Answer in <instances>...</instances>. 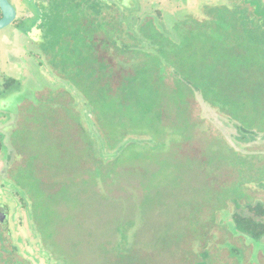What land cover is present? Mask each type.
<instances>
[{
    "label": "rangeland",
    "instance_id": "1",
    "mask_svg": "<svg viewBox=\"0 0 264 264\" xmlns=\"http://www.w3.org/2000/svg\"><path fill=\"white\" fill-rule=\"evenodd\" d=\"M30 1L9 0L16 19L0 31V140L8 148L7 152L3 147L0 150V206L8 211L6 224H0V264H196L204 252L208 254L207 264H264V247L234 235L230 220L235 211L233 200L241 205L264 204V61L259 56L252 58V68L260 74L256 96L245 94L252 86L242 73L246 70L231 69L226 72L224 84L231 83L236 88L227 96L192 92L193 104L181 111L179 108L183 109L188 100H181L176 92V23L203 20L208 8L232 7L238 1L98 0L114 8L118 21L115 25L121 31L134 34L142 26L146 32L157 31L173 43L147 50L157 58V73L171 86L168 94L155 101L168 113L173 112L181 123L176 125L177 143L183 140L184 145L193 144L197 154L203 149L205 152L196 160L161 158L165 167L156 176L153 166H147L148 173L143 176L137 170L113 173L111 188L97 185L91 190L79 172L67 179L79 166L80 126L93 139L100 159L110 166L116 163L114 150L106 144L92 116V109L100 108L95 101L97 94L49 66L39 44L42 30L30 27L33 19H24L17 25L20 13L35 10V3ZM76 8L73 11L82 20L94 18L86 7ZM36 10L40 12L34 19L39 20V5ZM106 17L111 22L114 19ZM121 38L120 44L131 42L125 36ZM113 57L105 58L115 67ZM253 71L249 70L248 75ZM178 74L179 79L184 78L182 70ZM8 78L15 83L10 93H3L2 86ZM168 119L165 124L171 125L172 119ZM69 120L72 126L63 124ZM149 140V136L127 135L118 148L138 141L148 146ZM164 150L170 151L171 147L165 146ZM126 154L121 155L124 160ZM28 162L38 173L22 179L33 184L14 191L16 169L25 168ZM242 178L254 182L244 184L240 182ZM71 180L76 186L70 187L68 196L72 192L77 196L66 198L57 187ZM42 182L48 199L42 210L38 203L33 209L31 196H36L37 183ZM133 192L138 194L137 203L144 205L143 219L140 216L135 220L130 233L132 251H120V255L121 249L112 248L117 238L114 231L117 227L121 236L127 228L129 216L117 222L122 204L127 199L136 203ZM20 197L25 208L19 206ZM93 198L99 200L93 202ZM128 207L127 212L135 209V214L139 213L135 205ZM42 233L47 234L45 239Z\"/></svg>",
    "mask_w": 264,
    "mask_h": 264
},
{
    "label": "trees",
    "instance_id": "2",
    "mask_svg": "<svg viewBox=\"0 0 264 264\" xmlns=\"http://www.w3.org/2000/svg\"><path fill=\"white\" fill-rule=\"evenodd\" d=\"M237 1V4L232 7L208 8L203 20L185 19L176 23V92L182 98L181 100H188L183 109L179 108L181 111L186 110L185 106L193 104L192 92L203 93L206 96L207 94L213 96L214 93L219 92L227 96L229 91H234L232 88L236 87H233L231 83L224 84V77L230 69L246 70L242 73L247 76L252 86L248 88V92L245 90V94L249 97L256 96V80L260 74H256V70L252 68L254 63L252 58L259 56L264 61V10L260 11L264 9V0L263 4L261 0ZM74 7L80 10L86 7L94 18L82 20L81 16L78 17L73 11ZM40 9L41 17L31 22L30 27L42 30V35H39V44L47 57L49 66L61 73L65 72L67 79L73 83H83L91 92L97 94L98 100L95 99V101H98L100 106L98 110L101 112L91 108L92 116L96 117V127L102 130L106 144L115 152L113 156L116 163L110 166L100 159L93 139L80 126L77 129L82 142L81 144L79 141L80 144H78L79 166L76 172L73 171L71 175H68L67 180L73 179L72 175L79 172L82 175V181L86 180L90 190L97 185L111 188L110 178L113 173L137 170L143 176L148 171L147 166L154 167V174L164 168L163 161L166 159L203 158L204 149L197 154L193 144L184 145L186 141L183 142L181 139L177 143L176 125L181 123L177 121L173 112L168 113V109L159 106L155 101V98L168 94L171 86L165 82L166 79L159 76L157 70L160 67L157 58L147 50L151 46L161 48L163 45H168L170 47L173 43H168L157 31L146 32L142 26H139L134 34L121 31L115 25L118 21L115 20L114 8L98 0H44ZM107 15L114 18L112 22L108 20ZM23 22L24 20H19L17 25ZM122 36L130 39L131 42L120 44L118 40H121ZM112 50L115 57L111 53ZM108 56H112L117 62L115 67L107 62L105 57ZM119 57L123 59L120 60ZM128 61H130L129 64ZM178 70H182L184 78H178ZM247 70L254 71L248 75ZM116 71H118V77L115 75ZM14 83V79H6L2 86L3 93H10ZM61 110L68 112L67 109ZM168 118L172 119L171 125L165 124L168 123ZM63 124L72 126L70 120ZM127 135L149 136L150 143L145 146L143 141L126 142L124 146L118 148ZM108 138L111 140L109 141ZM2 142L0 140V150L3 147ZM165 146H170L171 150L165 151ZM3 151L7 152L8 148L5 149L4 146ZM166 152L169 153L166 154ZM125 153L127 156L124 160L121 155ZM161 158L164 160L162 161ZM120 162L121 164L118 165ZM68 168L70 169L71 165ZM193 169L197 172L195 167ZM36 173H38L37 169L31 162H28L25 168L16 169L13 179L17 188L14 191H19L20 186L23 189L31 186L32 182H26L23 179ZM240 182L246 184L254 181L251 178H242ZM73 185L76 186V182L71 180L57 188L64 197H75L77 192H72L68 196L70 187ZM37 187L39 188H35L36 196L34 194L31 196L33 209L38 203L42 206V210L46 205L48 193L42 191L43 182L37 183ZM38 191L41 192L37 194ZM210 191L213 193L212 190ZM234 192L238 193L239 189L234 187ZM132 195L136 203L127 199V203L124 202L120 208L118 218L120 222H117L120 224L129 219L125 221L127 228L121 232V236L117 234V227L114 231L117 238L112 248L121 249L118 251L119 254L120 251L129 253L132 251V246L129 245L130 233L136 226L135 220L144 212V205L137 203L138 194L133 192ZM218 195L222 196L221 193ZM130 198L132 199L131 196ZM22 199V197L19 198V206L25 208L26 205ZM98 200L93 198V202ZM232 204L235 211L230 220L234 235L241 237L243 241L264 247V204L257 202L254 206L241 205L237 200H233ZM131 205L133 208L135 205L139 213L135 214V209L127 212L126 207ZM163 211L169 214L173 212ZM58 214L59 217L62 216V213ZM125 215L129 218L125 219ZM141 217L140 220L143 219ZM42 235L45 239L47 234L42 233ZM123 245L126 247H122ZM201 255L203 258L196 264H207L208 254L204 252Z\"/></svg>",
    "mask_w": 264,
    "mask_h": 264
},
{
    "label": "water",
    "instance_id": "3",
    "mask_svg": "<svg viewBox=\"0 0 264 264\" xmlns=\"http://www.w3.org/2000/svg\"><path fill=\"white\" fill-rule=\"evenodd\" d=\"M0 31L10 24L16 18L15 8L10 4L9 0H0Z\"/></svg>",
    "mask_w": 264,
    "mask_h": 264
},
{
    "label": "crops",
    "instance_id": "4",
    "mask_svg": "<svg viewBox=\"0 0 264 264\" xmlns=\"http://www.w3.org/2000/svg\"><path fill=\"white\" fill-rule=\"evenodd\" d=\"M29 2V1H28ZM31 3L32 2H34L35 4V10H29L28 12H26V13H24V12H22V13H20V18H19V20H24L25 19V21H30V20H32L31 22H34L36 19H34L35 17V15L36 14H38V12H40L39 10H36V7L39 5V9H40V4H43L44 3V0H31L30 1ZM38 9V8H37ZM32 26V25H31Z\"/></svg>",
    "mask_w": 264,
    "mask_h": 264
},
{
    "label": "flooded vegetation",
    "instance_id": "5",
    "mask_svg": "<svg viewBox=\"0 0 264 264\" xmlns=\"http://www.w3.org/2000/svg\"><path fill=\"white\" fill-rule=\"evenodd\" d=\"M33 42V41H32ZM33 43H35V44H37L36 42H33ZM38 46H39V44H37ZM40 48V47H39ZM42 51V50H41ZM44 53V52H43ZM45 55V54H44ZM5 218V219H4ZM7 218H8V211L4 208V207H2V206H0V224L1 225H3V224H6V220H7ZM3 219H4V223H2L3 222Z\"/></svg>",
    "mask_w": 264,
    "mask_h": 264
}]
</instances>
